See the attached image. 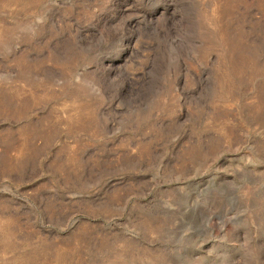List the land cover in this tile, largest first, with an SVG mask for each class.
I'll list each match as a JSON object with an SVG mask.
<instances>
[{"label":"rangeland","instance_id":"1","mask_svg":"<svg viewBox=\"0 0 264 264\" xmlns=\"http://www.w3.org/2000/svg\"><path fill=\"white\" fill-rule=\"evenodd\" d=\"M0 264H264V0H0Z\"/></svg>","mask_w":264,"mask_h":264}]
</instances>
